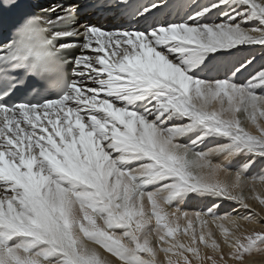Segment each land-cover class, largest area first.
<instances>
[{
  "label": "snow or ice",
  "instance_id": "snow-or-ice-1",
  "mask_svg": "<svg viewBox=\"0 0 264 264\" xmlns=\"http://www.w3.org/2000/svg\"><path fill=\"white\" fill-rule=\"evenodd\" d=\"M257 46L264 0H0V264L264 255Z\"/></svg>",
  "mask_w": 264,
  "mask_h": 264
},
{
  "label": "bare ground",
  "instance_id": "bare-ground-1",
  "mask_svg": "<svg viewBox=\"0 0 264 264\" xmlns=\"http://www.w3.org/2000/svg\"><path fill=\"white\" fill-rule=\"evenodd\" d=\"M64 3H70L71 0H63ZM201 3H206L207 0H200ZM105 17H109L112 15V13H104L103 14ZM237 56L240 58L243 57H251L254 56L256 57L255 60V65L254 67L258 68L260 65L264 64V49L260 48V47H253V48H247V49H242L239 53H237ZM247 75V74H245ZM247 126V124L245 125ZM193 172L196 174H199L201 171H207V170H201L198 168L193 167ZM261 172H264V169L260 168L259 166L257 167V169H255L253 171V173L251 175L253 176H259V174ZM256 194H259L261 196H264V183H259L257 182L256 185ZM246 195H250V193H245ZM253 204V207H256L257 210H259V206H258V202L253 200L250 201ZM196 207H198L197 203L195 201H189L188 204L186 205V210H193ZM262 215H264V213H262ZM258 228L260 226H257ZM253 264H264V256H257L255 258H253Z\"/></svg>",
  "mask_w": 264,
  "mask_h": 264
},
{
  "label": "rangeland",
  "instance_id": "rangeland-1",
  "mask_svg": "<svg viewBox=\"0 0 264 264\" xmlns=\"http://www.w3.org/2000/svg\"><path fill=\"white\" fill-rule=\"evenodd\" d=\"M260 256H264V255H260Z\"/></svg>",
  "mask_w": 264,
  "mask_h": 264
}]
</instances>
